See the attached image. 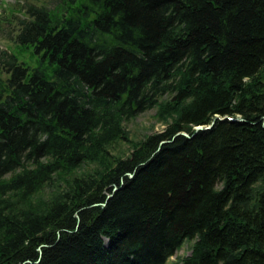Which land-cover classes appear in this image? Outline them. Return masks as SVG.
<instances>
[{
  "label": "trees",
  "instance_id": "trees-1",
  "mask_svg": "<svg viewBox=\"0 0 264 264\" xmlns=\"http://www.w3.org/2000/svg\"><path fill=\"white\" fill-rule=\"evenodd\" d=\"M50 1L0 4V264H264V0Z\"/></svg>",
  "mask_w": 264,
  "mask_h": 264
},
{
  "label": "rangeland",
  "instance_id": "rangeland-1",
  "mask_svg": "<svg viewBox=\"0 0 264 264\" xmlns=\"http://www.w3.org/2000/svg\"><path fill=\"white\" fill-rule=\"evenodd\" d=\"M23 0H0V2H6V3H20ZM37 3H43L48 2L50 0H34ZM50 7L52 6V1L49 2ZM2 9H0V15H1ZM7 42L3 38H0V47H6ZM156 109L150 108L145 112H142L137 115L136 118L131 119L126 122L125 127L126 131L128 132V137L132 140L138 141L142 139L144 136L148 135L149 133L153 131H160V129L164 128V123L161 119L157 117V114H155ZM129 144L127 143H116L112 148H109L113 154H127L129 152ZM84 166H82V169ZM79 170V169H78ZM80 171V170H79ZM57 181H53L50 184H46L43 186V188L33 196L34 200L38 201L39 198L43 200H48L51 197V194L55 191H58L61 187L55 186ZM191 241H185L176 251L173 255H171L168 259L166 264H177V262L180 261L181 258H184L190 254L191 251Z\"/></svg>",
  "mask_w": 264,
  "mask_h": 264
},
{
  "label": "bare ground",
  "instance_id": "bare-ground-1",
  "mask_svg": "<svg viewBox=\"0 0 264 264\" xmlns=\"http://www.w3.org/2000/svg\"><path fill=\"white\" fill-rule=\"evenodd\" d=\"M224 117H221V119H223ZM227 118L228 119H231V117L230 116H227ZM205 125H208V124H205ZM205 125H201V126H203V127H205ZM197 126H200V125H195L194 126V128H195V131H198V130H196V127ZM200 130H204V128H202V129H200ZM178 134H181V135H186V136H188V134L185 132V131H183V132H179ZM130 175H132V174H130ZM107 241V240H106ZM39 250H40V248H38Z\"/></svg>",
  "mask_w": 264,
  "mask_h": 264
},
{
  "label": "water",
  "instance_id": "water-1",
  "mask_svg": "<svg viewBox=\"0 0 264 264\" xmlns=\"http://www.w3.org/2000/svg\"><path fill=\"white\" fill-rule=\"evenodd\" d=\"M218 118L221 119V117H218ZM235 120H238V121H239L240 119H235ZM213 124H214V123H213V121H212L211 124H209V125H205V127H203V126H201V125H200V126H197V127H196V130H200V129H202V128H204V129H205V128H210Z\"/></svg>",
  "mask_w": 264,
  "mask_h": 264
}]
</instances>
